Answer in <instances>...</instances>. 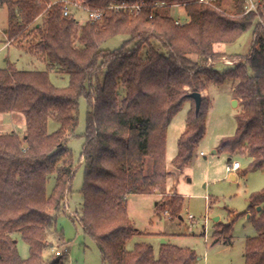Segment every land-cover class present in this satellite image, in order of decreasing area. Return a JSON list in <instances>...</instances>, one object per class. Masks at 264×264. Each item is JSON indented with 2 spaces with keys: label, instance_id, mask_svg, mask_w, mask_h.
Returning <instances> with one entry per match:
<instances>
[{
  "label": "trees",
  "instance_id": "trees-1",
  "mask_svg": "<svg viewBox=\"0 0 264 264\" xmlns=\"http://www.w3.org/2000/svg\"><path fill=\"white\" fill-rule=\"evenodd\" d=\"M82 1L104 9V17L80 23L75 15H64L60 2L0 0L8 5L9 40L47 64L43 70L21 69L8 61L0 68V113L19 111L26 117L25 136L0 132V264H66L69 252L49 254L54 248L50 238L59 231L58 216L72 190L75 165L68 141L79 124L82 96L89 102L84 204L75 219L98 244L103 262L199 264L194 249L173 243H162L158 255L149 242L128 249L127 242L139 233L128 196L159 191L164 198L157 212L181 216L185 197L167 189L168 127L190 100L174 159L182 169L206 134L211 101L203 96L197 113L190 94L207 89L211 81H236L241 97L236 134L218 149L230 154V164L242 154L250 158L248 170L264 168V0H254L257 10L250 11L249 0H232L230 8L223 0L216 5L200 0ZM123 3L142 4V9L136 14L112 7ZM174 5H183L186 16L169 14ZM249 30L253 45L245 60L223 70L210 64L225 54L216 44H234ZM117 35L127 36L119 48H102ZM51 72L68 74L70 84L57 87ZM50 119L60 124L54 132ZM147 158L153 164L150 173ZM52 173L57 179L49 196ZM248 212L257 235L246 240L245 264H264V190L250 196ZM16 234L29 245L27 258L19 252ZM214 234L215 242L232 243L233 222L218 223Z\"/></svg>",
  "mask_w": 264,
  "mask_h": 264
},
{
  "label": "rangeland",
  "instance_id": "rangeland-1",
  "mask_svg": "<svg viewBox=\"0 0 264 264\" xmlns=\"http://www.w3.org/2000/svg\"><path fill=\"white\" fill-rule=\"evenodd\" d=\"M232 2V0H223V6L230 8ZM1 5L0 68L7 67L10 61L21 69H47L45 62L24 51L18 45L14 43L11 46L6 45L4 31L8 27L9 10L7 4ZM168 11L169 14L175 12L178 18L186 16L183 5H174ZM74 14L80 23L88 20V13L84 9L75 7ZM126 39L125 35L111 37L102 44V48L114 50L119 48ZM252 45L253 30L245 32L234 44H216V49L225 54L211 59L210 64L221 70L227 66H233L245 60ZM50 77L54 85L59 88H65L70 84L68 74L51 72ZM236 83L232 79L221 84L211 81L208 88L202 91L203 96H209L211 99L208 107L207 131L194 157L182 169H178L174 163L178 153L179 130H176V127L181 129L185 127L191 101H186L172 118L167 132L166 168L170 175L171 171H177V175L174 173L171 177L169 175L167 189L185 197L186 202L181 213L183 219L168 218V213L157 212V206L163 202L164 198V194L159 191L152 194L129 195V213L139 233L127 242L128 249H132L137 242L144 241L152 243L158 255L163 240H166L194 249L201 257L199 264H245L246 240L248 237L257 235V229L249 216L251 212L247 214L244 212L248 211L250 196L264 190V169L248 170L250 158L238 154L234 156V161H240L242 167L238 172V178L233 180L229 177L228 169L231 162L230 154L218 149L223 139L234 136L237 131V115L241 111V97L235 92ZM234 96L236 101L233 100ZM88 111V99L82 96L79 100V124L75 134L68 141L75 165L72 190L68 195L67 208L60 212L57 221V229L63 233V236L58 231L50 238L54 246L69 247L66 264H105L98 244L86 234L83 226L75 219V214L81 213L84 204L85 163L82 153L86 144ZM59 126L58 122L50 119V132L56 131ZM12 131L19 133L22 137L25 136L24 113L19 111L0 113V132ZM216 149L218 152H214ZM152 168L151 158H147L146 172L150 173ZM56 179L55 173L49 176L47 183L49 196L52 195L56 186ZM151 195H155L153 198L158 201L157 206L153 198L148 197ZM207 210L210 221L207 216L205 218ZM191 215L195 216V219L190 217ZM214 216H219L220 219L213 223ZM221 222H233L232 243H225L223 240L215 242L216 225ZM15 238L18 240L21 256L27 258L30 255L29 245L18 234ZM49 252L51 255L54 253L52 248Z\"/></svg>",
  "mask_w": 264,
  "mask_h": 264
},
{
  "label": "built area",
  "instance_id": "built-area-1",
  "mask_svg": "<svg viewBox=\"0 0 264 264\" xmlns=\"http://www.w3.org/2000/svg\"><path fill=\"white\" fill-rule=\"evenodd\" d=\"M201 2H205L211 5H216V0H200ZM60 2L62 4V8H63V13L65 16H70V15H75L74 14V8L78 7L81 9H84L87 11L88 13V20H101L104 15H105V11L102 8H92L88 5H85L84 2L82 0H56L55 1ZM158 5H165V3H159ZM112 7L115 8H124L126 10H129L131 13H136L138 14L141 9H142V4H127V3H123V4H115ZM257 3L254 0H249L248 4H247V11L250 10H257ZM76 16V15H75ZM76 18L78 19V17L76 16ZM202 154L204 153L203 151L201 152ZM241 162L238 160L233 161L231 164H229L228 169L229 171H233L236 170L238 168H241ZM75 217H77V214H75ZM190 217H194L193 215H191ZM54 251V255L55 256H60V255H64L67 252H69L68 250V246H64L63 248H59L58 246H54L53 248Z\"/></svg>",
  "mask_w": 264,
  "mask_h": 264
},
{
  "label": "crops",
  "instance_id": "crops-1",
  "mask_svg": "<svg viewBox=\"0 0 264 264\" xmlns=\"http://www.w3.org/2000/svg\"><path fill=\"white\" fill-rule=\"evenodd\" d=\"M1 5V4H0ZM1 6H3V5H1ZM8 27H9V15H8ZM8 27L5 29V31H4V36H5V40H6V45H8V46H11V45H13V43H12V41H10L9 40V37H8ZM236 98H235V96L233 97V100H235ZM191 107H192V102H191V106H190V109H191ZM190 109H189V111H190ZM188 111V112H189ZM186 124H187V122H186ZM170 125H171V123H170ZM169 125V126H170ZM184 128V129H183ZM168 129H169V127H168ZM179 130V133H178V139H179V137L181 136V134L184 132V130L186 129V125H185V127H182V129L180 128V127H176V130ZM1 133H4V132H1ZM178 142V141H177ZM215 152H218V149H216V151ZM177 155V154H176ZM179 169V168H178ZM241 168H238V169H236V170H233V171H231L230 172V174H229V177L231 178V179H233V180H235V179H237L238 178V172H239V170H240ZM262 169H264V168H262ZM170 170V169H169ZM171 171V170H170ZM172 173H174V174H176L177 175V171H171V175H170V177L172 176ZM169 177V178H170ZM169 178H168V181H169ZM176 183V182H175ZM168 192H170L169 191V189H168ZM170 193H174V192H170ZM153 196H155V195H153ZM153 196L151 195V196H148V197H150V198H153ZM153 200H154V203L156 204V206H157V200H155V198H153ZM185 202H186V200H185ZM209 202V201H208ZM210 202H211V199H210ZM209 202V203H210ZM185 205V204H184ZM189 215H190V213H189ZM206 216L208 217V220L210 221V217H209V212H208V210H207V212H206V215H205V218H206ZM249 216H250V214H249ZM189 217V216H188ZM168 218H170L169 216H168ZM180 219H183V216L181 215L180 216ZM194 219H195V216H194ZM193 219V220H194ZM217 219H220V217L219 216H214V218H213V223L215 222V221H217ZM195 223V222H194ZM225 223V222H224ZM215 225V224H214ZM160 232H162V231H160ZM162 243H170V242H168V241H166V240H163V242ZM199 259H201V257H198Z\"/></svg>",
  "mask_w": 264,
  "mask_h": 264
},
{
  "label": "water",
  "instance_id": "water-1",
  "mask_svg": "<svg viewBox=\"0 0 264 264\" xmlns=\"http://www.w3.org/2000/svg\"><path fill=\"white\" fill-rule=\"evenodd\" d=\"M190 96L195 100L196 103V112L198 113L201 109V105H202V100H203V94L202 92H191ZM236 101V100H234ZM216 150H214L215 152ZM262 208V206H259L258 209L260 210Z\"/></svg>",
  "mask_w": 264,
  "mask_h": 264
}]
</instances>
